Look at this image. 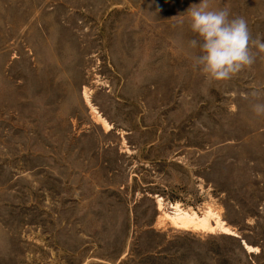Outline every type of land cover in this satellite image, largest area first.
<instances>
[{"label": "rangeland", "instance_id": "obj_1", "mask_svg": "<svg viewBox=\"0 0 264 264\" xmlns=\"http://www.w3.org/2000/svg\"><path fill=\"white\" fill-rule=\"evenodd\" d=\"M200 2L0 0V264H264V53L206 82Z\"/></svg>", "mask_w": 264, "mask_h": 264}, {"label": "clouds", "instance_id": "obj_2", "mask_svg": "<svg viewBox=\"0 0 264 264\" xmlns=\"http://www.w3.org/2000/svg\"><path fill=\"white\" fill-rule=\"evenodd\" d=\"M190 30L196 34L189 41L191 49H197L192 68L198 70L208 83L228 81L256 62L257 54L264 53V40H253L248 22L242 16L230 18L227 8L212 9L210 0H201L187 10ZM251 97L259 99L261 93L254 90ZM252 111L264 115V103H254Z\"/></svg>", "mask_w": 264, "mask_h": 264}, {"label": "bare ground", "instance_id": "obj_3", "mask_svg": "<svg viewBox=\"0 0 264 264\" xmlns=\"http://www.w3.org/2000/svg\"><path fill=\"white\" fill-rule=\"evenodd\" d=\"M168 217L173 224L179 225L186 229L190 227H194L195 229L199 228V229L206 231L211 228L209 220L206 217L200 218L195 213L190 214L188 212L183 211L180 208L177 209V211L175 212L173 216L168 215ZM216 223L219 227H222V229L228 231V229L224 227L225 223L221 221L219 217L217 218ZM246 247H247L246 249L251 250V247L249 246H246Z\"/></svg>", "mask_w": 264, "mask_h": 264}]
</instances>
